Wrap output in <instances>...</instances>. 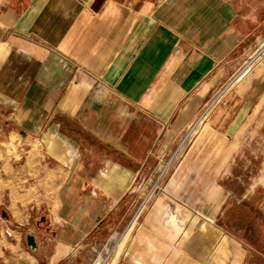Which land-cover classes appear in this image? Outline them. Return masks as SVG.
Listing matches in <instances>:
<instances>
[{
	"label": "crops",
	"instance_id": "crops-1",
	"mask_svg": "<svg viewBox=\"0 0 264 264\" xmlns=\"http://www.w3.org/2000/svg\"><path fill=\"white\" fill-rule=\"evenodd\" d=\"M263 35L235 0H0V145L19 179L2 174L0 264H264V65L200 150L168 152Z\"/></svg>",
	"mask_w": 264,
	"mask_h": 264
},
{
	"label": "rangeland",
	"instance_id": "rangeland-1",
	"mask_svg": "<svg viewBox=\"0 0 264 264\" xmlns=\"http://www.w3.org/2000/svg\"><path fill=\"white\" fill-rule=\"evenodd\" d=\"M237 3L244 5V4H249L252 9H254L259 15L264 16V0H235ZM254 60L253 64L251 65V68L249 70V74L242 80L237 83H235L229 91L223 96V98L216 104V106L228 96V94L235 89L241 82H243L248 76H250L253 72V70L258 66V65H264V35L260 38H256L250 43V46L246 52H243L241 56L238 57L237 63L235 65V68L231 72V75L236 72L246 61L248 60ZM211 113V112H210ZM210 113L203 119H198L193 121L186 129L185 131L181 134L179 137L178 141L173 144L168 152L169 154H179V153H184V152H191V151H198L197 148L200 150L202 148L201 142L203 139V136H205L208 133V128H209V116ZM6 131V130H5ZM1 139V137H0ZM13 147V146H12ZM5 148H8L7 146L0 145V213L2 209H6V206L9 205V197H11V194L7 192V187L5 190L2 188V174L4 172V175H6V184H17L19 182V179L17 178L18 176V171H17V162H14L12 160L7 161V160H2V154L5 151ZM13 148H16L13 147ZM11 150V149H10ZM15 149H13V152ZM7 152V150L5 151ZM8 163H9V168H10V177L8 178ZM167 163V164H166ZM170 162L167 160L164 162V165L167 166L169 165ZM174 163L171 162V166ZM4 167V170H3ZM166 170V169H165ZM165 178V177H164ZM162 178V175L160 176L159 180L154 184L152 187L151 191L148 192L147 194H137V203L134 208V212L131 218V221L127 225L126 229L122 232V236L125 235V237L128 235V232H130V228L135 225L136 222H139L140 218L143 216V214L146 211L147 206L149 203L154 199L156 193L161 189L162 182L164 180ZM9 179V183H8ZM133 211V210H132ZM34 213V210L32 211ZM48 211L45 208H42L41 210H36L35 215L32 216L31 224L29 225L30 228L25 230L22 235V243H26V234L30 230H32L36 226V221L40 219L41 216H45ZM125 233V234H124ZM115 240H111L109 244H105L104 242L102 243H97V242H90L87 245H84V249L91 251L93 254L98 253V251L104 247L107 248H112L114 246ZM0 248L5 249V246L2 245L0 241ZM6 250V249H5ZM7 251V250H6ZM10 253V252H9ZM13 252H11L12 254ZM3 258L0 257V260ZM6 264H8V261H5Z\"/></svg>",
	"mask_w": 264,
	"mask_h": 264
},
{
	"label": "built area",
	"instance_id": "built-area-1",
	"mask_svg": "<svg viewBox=\"0 0 264 264\" xmlns=\"http://www.w3.org/2000/svg\"><path fill=\"white\" fill-rule=\"evenodd\" d=\"M253 61H246L236 72L230 75L211 95L208 101L203 105L196 120L205 118L216 104L223 98L229 89L237 82L242 81L248 74Z\"/></svg>",
	"mask_w": 264,
	"mask_h": 264
},
{
	"label": "water",
	"instance_id": "water-1",
	"mask_svg": "<svg viewBox=\"0 0 264 264\" xmlns=\"http://www.w3.org/2000/svg\"><path fill=\"white\" fill-rule=\"evenodd\" d=\"M26 240H27L28 246L32 250L37 249V239H36V236L32 232H30V233L27 234Z\"/></svg>",
	"mask_w": 264,
	"mask_h": 264
}]
</instances>
